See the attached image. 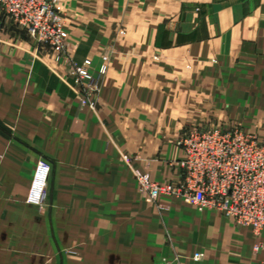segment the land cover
Listing matches in <instances>:
<instances>
[{
  "label": "crops",
  "instance_id": "1",
  "mask_svg": "<svg viewBox=\"0 0 264 264\" xmlns=\"http://www.w3.org/2000/svg\"><path fill=\"white\" fill-rule=\"evenodd\" d=\"M55 1L71 60L106 73L85 103L63 60L33 42L11 55L0 32V264H264V234L147 203L134 176L180 180L176 141L195 114L264 128V0Z\"/></svg>",
  "mask_w": 264,
  "mask_h": 264
},
{
  "label": "built area",
  "instance_id": "2",
  "mask_svg": "<svg viewBox=\"0 0 264 264\" xmlns=\"http://www.w3.org/2000/svg\"><path fill=\"white\" fill-rule=\"evenodd\" d=\"M0 12L9 15L20 26L41 40L56 44L58 49L67 35L49 0H0ZM92 62L72 66L71 74L84 93L83 102L99 90L106 73L102 66L90 73ZM91 106L93 104L90 103ZM182 152L178 161L181 176L177 183H156L145 173L134 171L138 192L147 203L161 197H172L193 206L199 212L212 210L234 220L239 227L249 228L255 235L264 234V145L246 132L237 129H196L182 135L176 142ZM131 167V160L123 157ZM51 165L40 159L33 172L26 203L41 207ZM201 254L193 260L199 261Z\"/></svg>",
  "mask_w": 264,
  "mask_h": 264
},
{
  "label": "rangeland",
  "instance_id": "3",
  "mask_svg": "<svg viewBox=\"0 0 264 264\" xmlns=\"http://www.w3.org/2000/svg\"><path fill=\"white\" fill-rule=\"evenodd\" d=\"M49 2L56 12L55 14L58 17V23H59L60 27L62 28V31L67 35L66 41L63 42L62 46L59 49H58V46L56 44L53 45L51 42H47L51 38L41 40V36L43 33L38 35V34H33V33L29 32L26 28L20 26L18 23H16L14 21L13 18H11L9 15H6L5 13H0V32L3 31L2 34L4 37H6V38H2V40L7 42V48H8L7 52L11 55L16 54L17 57H18V55L21 56V54L23 53L22 52V49H23L22 44L23 43H27V42L35 43V45L37 46V49L39 50L40 53H42V52L50 53V55L53 54L58 61L63 60V62L65 64L64 73L68 77H71L72 79H74L75 85L80 87L78 84H76V77L71 74L70 68L72 66L82 67L83 63L86 60L81 64H77L76 62L71 60L70 55L67 52V42H68L69 37H70V34L68 32V25H70L69 24L70 19L68 17H66L64 13H60L58 6H57V1L49 0ZM0 53H3V51H0ZM28 55H30L32 57L34 56V54H30V53ZM102 66L104 67L105 65H101L97 69V71H99ZM91 67H92V65H91ZM93 74H96V73H93ZM187 121H189V123L191 122L192 124H188L189 126H186L182 131H180L178 139L182 135L189 133L192 130H196V129H201V130H205V131L215 129V128L222 129V130L237 129V130H240V131H243V132H246V133L253 135L260 144L264 145V128H261V129L260 128L259 129L247 128V127H245V125H243L239 122L238 118L236 120L233 119L232 121L228 120V122H227V121H224L223 118H219L218 114L217 115L216 114H212V115L195 114L194 116H192V118H188ZM176 164H178V162ZM167 183H172V182H167ZM162 198L167 199L169 201L177 200L175 198L165 196V197H161L160 199H158L157 202L159 200H162ZM226 218L229 219L236 227L239 228V226L234 222L233 219L228 218V217H226Z\"/></svg>",
  "mask_w": 264,
  "mask_h": 264
}]
</instances>
